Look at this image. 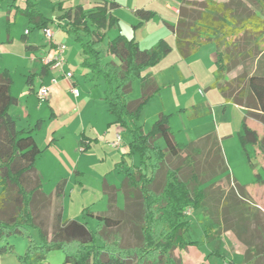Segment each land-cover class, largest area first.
I'll return each instance as SVG.
<instances>
[{
	"label": "trees",
	"instance_id": "16d2710c",
	"mask_svg": "<svg viewBox=\"0 0 264 264\" xmlns=\"http://www.w3.org/2000/svg\"><path fill=\"white\" fill-rule=\"evenodd\" d=\"M250 1L260 7V13L243 12L238 0H181L177 21L170 29L181 58L195 54L205 44L215 45L213 86L225 102L244 107L247 117L264 126V63L260 62L264 48L258 47L264 35V0ZM93 4L91 9L75 5L64 11L55 26L78 43L80 67L102 82L108 113L115 124L128 132V152L114 165L122 174L120 187L102 182V191L107 196L104 213H93L84 207L82 221L64 219L61 198L66 180H60L52 194L44 192L35 168L43 150L32 136L40 121L30 128L16 127L10 107L18 100L11 93L9 72L2 70L0 146H5V151L0 150V238L10 235L28 238L24 253L18 256L22 264H50L46 257L54 250L63 253V264H182L173 251L198 246L197 241L188 238V211L200 210L204 218L212 219L203 231V242L221 236L219 221L210 216L208 208L211 200L219 202L214 197L219 189L210 181L222 174L229 177L228 167L218 144L211 160H201L205 145L197 141L178 142L168 123L171 114L159 112L148 131L138 124L144 106L161 91L151 76L142 72L156 65L171 47L160 38L142 50L134 37L127 38L120 32L110 37L108 34L119 24L112 9L120 5L114 0H94ZM17 11L28 19L31 28L43 30L54 23L30 0ZM134 14L138 22L132 26L133 30L154 16V12L143 8L134 10ZM252 40L254 47L250 45ZM250 59H255L253 72L225 78ZM47 68L43 65L41 74ZM31 77L28 76V83ZM135 80L140 82V96L132 99ZM242 127L240 147L253 169L245 147L257 146L264 159V133L259 138L244 122ZM160 139L163 146L158 143ZM181 152H185L184 156ZM134 155L138 157L137 165L128 164L126 158L132 159ZM172 159H178L179 163L170 166ZM253 182L264 184V172L256 173ZM233 186L245 196L243 185ZM119 190L123 195L122 208L116 205ZM54 201L56 211L48 229L41 212ZM87 219L95 220L94 227ZM30 229L37 231V240ZM127 234L134 243L128 242ZM6 250V246H0V253ZM248 255L252 258L241 264H256L255 252L248 249Z\"/></svg>",
	"mask_w": 264,
	"mask_h": 264
},
{
	"label": "crops",
	"instance_id": "0c3cea01",
	"mask_svg": "<svg viewBox=\"0 0 264 264\" xmlns=\"http://www.w3.org/2000/svg\"><path fill=\"white\" fill-rule=\"evenodd\" d=\"M30 1L43 16L54 20V15L44 8L49 6V3L59 0ZM180 2L178 6L177 1L174 2L173 6L165 0L164 9L174 12L172 25L163 22L168 28L174 26L177 21ZM25 3L26 0H0V11L2 9L0 14L5 16L6 33L5 39L0 41V51H3L0 52V55L9 56V59L17 62L13 68L6 66L1 68L2 65L0 64V72L2 70L9 72L12 79L11 93L18 100L17 104L10 107V113L18 129L30 128L37 121H40L39 128L32 132V136L38 147L43 150L35 162V168L41 178L43 190L47 194H52L55 185L60 180L65 179L66 184L61 198L62 216L67 209L69 215L63 216L64 219H79V221H82L81 210L84 207H88L94 213L91 208L97 204L103 209L100 210V213L106 211L107 196L102 191L103 181L114 185L116 188L120 187L122 178L119 180L116 174L121 173L115 169L114 165L121 159L123 154L128 152V132L114 123V117L108 113L106 104L103 101L102 82L94 79L87 69L80 67L82 58L80 47L78 43H76L77 45L73 43L74 38L72 36L67 35L55 26L57 19L49 27L53 31V41L51 42L45 39L43 33L44 42H34L30 39L31 29L38 28L25 27L16 36L14 32L15 25H24L22 20L30 25L28 19L17 11V8H23ZM136 9L141 8L131 10L133 14L132 22H130L131 28L138 22L134 14ZM151 11L154 12V16L151 18L153 19L158 12L152 9ZM10 18H12L13 23ZM118 19L120 22L119 16ZM151 19L144 21L137 29H132L130 36H126L127 38L134 37L142 50L150 48L160 38L165 39L164 36L155 35L148 37L147 41L144 38H137V32L149 27ZM26 30L27 32H25ZM119 32L124 35L121 25L118 24L117 33ZM161 35L166 37L167 32L164 31V34ZM172 40L173 43L171 44L166 40L171 47V51L156 65L142 72V75H150L155 83L161 87V91L144 106L138 124L143 126L144 131H148L159 112L171 114L168 123L175 132V139L178 142L197 141L203 145H208V142L212 141L215 145H219L223 156L222 144L224 145L232 137L229 115L233 113L237 117L241 128V131L236 132L235 138L239 151L241 150L243 153V160L251 172L263 174L264 159L262 155L258 157V153H261L259 150L256 151L257 146L247 145L245 151L251 159H253L251 156L253 154L261 160L262 164L259 171L256 170L253 160L251 161L253 169L250 168L239 143L243 122L250 129L256 131L257 134L258 131L250 124L252 121L256 124L259 122L247 117L244 107L225 102L218 89L213 86L216 58L215 45L213 43L205 44L195 54L187 58H181L175 48L173 32ZM16 42L20 49L18 52L10 51L8 47ZM54 43H64L66 45L64 70L72 72L70 79L63 77L60 71L49 68L44 74H41L42 58L52 53ZM143 44L145 45L143 46ZM170 57L172 60L167 63V59ZM29 75H32V77L31 82L28 83L27 78ZM53 78H56L55 83L52 82ZM188 80L191 82H187ZM193 83H200L202 91L198 88V98L189 100L192 92L190 88ZM41 84L49 87L48 95L44 99H40L37 95V90ZM72 87L77 90L76 95L72 93ZM130 96L132 99H137L140 96L139 80L133 81ZM192 109H194V112H192ZM147 111L150 114V122L149 126L144 128V124H141L140 120L142 114ZM186 111L191 112L190 116L185 114ZM175 118L178 119L177 127L173 128L172 121ZM260 125L264 130V126ZM117 134L120 135L121 141L118 146H113L112 142L115 141ZM86 146L87 148H85ZM80 147H83V149L80 150ZM134 157L135 155L132 159L126 158V162L137 165L138 157L137 161ZM61 163L66 167L65 169L61 168L65 173L56 170ZM53 170H56L54 174H52ZM228 173L232 181L243 185L247 191H249V184H257L253 182L254 177L249 183H241L235 174L230 172L229 167ZM46 185H49V188H46ZM261 186H264V184ZM117 200L122 202L123 207V195L120 190L116 194V204ZM104 205L106 206L105 209ZM77 214H79V218H76L75 215ZM87 221L95 220L87 219Z\"/></svg>",
	"mask_w": 264,
	"mask_h": 264
},
{
	"label": "rangeland",
	"instance_id": "374dc122",
	"mask_svg": "<svg viewBox=\"0 0 264 264\" xmlns=\"http://www.w3.org/2000/svg\"><path fill=\"white\" fill-rule=\"evenodd\" d=\"M94 0H59L56 2L49 3V6H45L44 9L51 12L54 15V22L57 19L58 14H62L68 9H73L75 5L81 4L84 9H91L93 7ZM119 3V7L112 9V14L119 16L121 29L125 36H130L132 32L131 23L133 14L131 10L133 8H144L156 10L158 14L155 18L151 19L149 22V27L143 28L137 32V38L148 40V37L155 35L164 38L171 44L172 32L171 29L164 25L163 22L168 24H173L174 12L164 9L165 0H114ZM170 4H174L177 1V6L180 0H167ZM240 7L243 12H256L260 13V7L257 6L254 2L250 0H238ZM136 6V7H135ZM174 6V5H173ZM2 11V9H1ZM0 11V12H1ZM45 15H47L45 13ZM173 16V18H172ZM12 22V18H10ZM23 24L15 25L14 32L16 36L23 31L25 27L31 29V26L27 24L25 20H22ZM13 23V22H12ZM14 29V28H13ZM118 29V28H117ZM117 29H113L108 35L111 37L114 33H117ZM163 31V32H162ZM164 31L167 32V36L161 35L164 34ZM32 34L30 39L34 42H44L42 37V29H31ZM161 32V33H160ZM5 16L0 14V41L5 39ZM147 38V39H146ZM76 44V42H73ZM146 44V43H145ZM143 44V46L145 45ZM77 45V44H76ZM250 45L254 47V41H250ZM102 47H105L103 43ZM258 47L260 50L264 48V35L261 37ZM12 52H18L20 47L18 43L12 44L11 47H8ZM70 49V48H69ZM141 49V48H140ZM1 50V49H0ZM3 52V51H0ZM4 54V53H2ZM81 56V54H80ZM173 57V56H172ZM260 62L264 63V54L260 57ZM172 60L171 57L167 59L168 61ZM17 62L9 59V56L0 55V64L8 68H13ZM255 69V59L247 60L244 66H238L234 68L231 72L225 75V78H232L237 75H240L242 72L251 73ZM258 71V70H257ZM188 80L187 82H189ZM191 82V81H190ZM198 88L202 91L200 83H193L191 86V96L189 100L198 98ZM194 112V109H192ZM190 111H186L185 114L190 116ZM149 112H145L141 117V124H144V128L149 126L150 118ZM152 118V117H151ZM230 130L232 137L226 141L223 145V156L226 164L228 165L230 172L234 173L235 176L239 179L241 183L250 182L255 172H251L247 168L244 160L243 153L239 151V146L236 142L235 134L237 131H241L239 127V121L237 117L230 113ZM254 120V119H253ZM177 121H172L173 128L177 127ZM256 121V120H255ZM258 122V121H257ZM254 123V124H253ZM261 124V123H260ZM259 123L251 122V126L258 131V136L261 138L264 130ZM124 135V134H123ZM159 145L163 146L164 143L160 139L158 140ZM1 145V144H0ZM203 149L201 160H211L214 155L215 143L208 142V145H205ZM226 150H225V149ZM251 149V148H250ZM2 152L5 151V146H0ZM249 151V150H248ZM256 151L258 149L256 148ZM88 154V153H87ZM185 152H181V155L184 156ZM252 160L255 163L256 170H260L262 164L261 160L258 157H261V154L258 153V157L251 155ZM136 161L137 156L135 155ZM45 162V160H44ZM59 162V161H58ZM49 163V162H48ZM179 163L178 159H172L169 163L170 166L177 165ZM60 166V167H59ZM58 169L66 168L65 165L59 164ZM52 171V174L56 172ZM65 173V171H63ZM117 178L120 180L122 178L121 174H116ZM214 182L215 187H218L219 193H216V197L219 202L216 200H211L209 202V211L210 216L215 217L219 221V226L221 228V236L217 239H213L209 242H203V231L204 229L212 223V219L204 218L200 210L197 211H188L187 213V222L190 225V230L188 232V238L192 241H197L198 246H188L184 249H177L173 251V255L180 259L182 264H228V262H233L236 264H241L246 260L252 258L248 255V249L251 252H255L257 256L256 264H264V186L258 184H249L248 190H245V196L240 195V192L237 188H234L235 182L226 175L222 174L215 177L210 182ZM46 184H48L46 182ZM46 188H49V185H46ZM74 204V203H73ZM117 207L122 208V202L117 200ZM225 205V206H224ZM76 206V203H75ZM104 205V209H105ZM67 210V209H66ZM65 210L63 214L66 217L68 212ZM73 210V209H71ZM91 210L94 213H100V210H103L99 205H95ZM56 211L55 201L50 207L46 210H42L41 216L46 220L48 229L52 222L53 215ZM225 211V212H224ZM73 215V214H72ZM76 218H79V214L75 215ZM79 220V219H78ZM91 226L94 227L95 221H89ZM32 236L37 240V231L30 229ZM128 235V234H127ZM126 239L129 243H134L133 239L128 235ZM6 246L7 250L0 253V264H22L18 259V256L22 255L28 245V238L22 235H10L0 238V246ZM63 253L59 250L51 251L47 254L46 261L50 264H63Z\"/></svg>",
	"mask_w": 264,
	"mask_h": 264
},
{
	"label": "built area",
	"instance_id": "2783aa9c",
	"mask_svg": "<svg viewBox=\"0 0 264 264\" xmlns=\"http://www.w3.org/2000/svg\"><path fill=\"white\" fill-rule=\"evenodd\" d=\"M27 32V30L25 31ZM43 35L45 39L48 42L53 41V31L51 28H45L43 29ZM54 48L51 54H47L42 58L43 65H46L49 69L58 70L62 73L63 77L66 79H70L72 77L71 71L64 70L65 66V57H64V51L66 48V45L64 43H54ZM52 82H56V78L52 79ZM71 91L74 95L77 94V90L75 88H71ZM49 92L48 85L41 84L37 90V95L40 99H44ZM121 141V137L119 134H117L115 141L112 142L113 146H118ZM83 147H80V150H82Z\"/></svg>",
	"mask_w": 264,
	"mask_h": 264
}]
</instances>
